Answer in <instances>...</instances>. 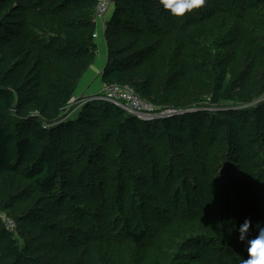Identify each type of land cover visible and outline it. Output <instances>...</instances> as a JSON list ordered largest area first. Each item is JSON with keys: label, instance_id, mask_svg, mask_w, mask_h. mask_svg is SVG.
Listing matches in <instances>:
<instances>
[{"label": "trees", "instance_id": "trees-1", "mask_svg": "<svg viewBox=\"0 0 264 264\" xmlns=\"http://www.w3.org/2000/svg\"><path fill=\"white\" fill-rule=\"evenodd\" d=\"M9 1L0 0V213L15 230L0 219V264H203L198 251L207 247L214 264L247 259L235 229L245 218L263 220L264 207H249V183L232 169L249 159L252 183L264 197V162L250 147L237 152L230 127L253 131L264 157L255 119L261 114L228 108L215 120L199 104L205 96L220 106L263 95L264 64L254 63L246 91L236 90L238 81L225 80L208 51L177 38V23L180 30L211 26L212 10L173 17L159 0H111L103 85L128 87L157 109L182 112L145 121L91 98L76 121L58 124L98 50L96 0H15L7 7ZM234 6L264 43V0H229L225 17H235ZM99 107L110 119L93 142L82 124L89 108ZM106 146L117 156L101 164ZM77 172L83 180L72 179ZM73 184L82 192L70 190ZM92 188L99 198L87 197ZM104 219L111 241L101 232ZM106 241L124 247L112 250Z\"/></svg>", "mask_w": 264, "mask_h": 264}, {"label": "rangeland", "instance_id": "rangeland-1", "mask_svg": "<svg viewBox=\"0 0 264 264\" xmlns=\"http://www.w3.org/2000/svg\"><path fill=\"white\" fill-rule=\"evenodd\" d=\"M227 1L229 0H215L214 2L206 0L204 6H202L201 8L206 9L208 11L210 10L213 11V15H214L212 18L213 24L211 26H201L196 28H192L191 26L188 28L186 24V25H182L184 29L180 30L179 23H177L176 29H178L177 34L179 35L177 36V38L178 40L184 39L186 41L187 46H190L191 43L193 45L198 44L204 51L206 52L208 51L213 56V58L217 60L221 66H223L224 79L225 80L236 79L238 81V84L235 86L236 90L242 89L243 91H246L250 72L257 68V67L256 68L253 67L255 66L254 63L260 61V63L264 64V48H262L264 47V43H262L261 40L257 39V36H259L258 31L255 28L254 23L247 18L242 7L234 6V8L236 9L234 18L225 17V14H227V10H225ZM15 4H16L15 0L9 1L7 7ZM112 6L113 3H109V9L105 13L107 15L103 18L102 23L100 24L98 23L97 25L98 31L96 32L97 34L95 37L93 36L95 41L98 42L99 44L98 46L99 48L95 54V58L92 64L87 68L86 72L79 80L80 87L78 90L76 89L73 99L62 111V114L57 122L58 124L77 119L79 113L83 111V109H85L86 106L88 105V100H91V98H97L104 91V85L102 83L99 70L102 68L103 64L105 65L107 58L108 45H106V40H105V32H106L105 22L111 12ZM151 14L155 15V12L152 11ZM195 19H197V17L193 16V20ZM203 20L201 21L204 22ZM182 22L188 23L184 21ZM174 40H175L174 43H176L177 40L176 39ZM215 42H217L216 46L214 45ZM256 48L259 50L258 52L256 51ZM247 49H251L252 52L247 51ZM246 53H248V55H246ZM241 62H243V64ZM178 66H179L178 64L173 65L175 69H177ZM86 79L88 81H85ZM243 96H246L243 98H247V101L238 102V103L236 102L222 103V105L220 106L211 105L208 101L209 97L205 96L204 100L201 101L199 105L201 106L200 108L205 109L210 113H212L213 115H215L214 117L215 120L219 119V116H222L220 113H218V111L221 110L232 108V109H243L245 112H250V110L254 108L257 112H260L261 114L259 117L255 118L257 120L256 122L258 126L256 128H258L261 131H264V94L259 97H255L251 100H248L247 94H243ZM89 109L90 111L93 112H90L88 110L87 117L89 120L87 121L88 123L82 124L83 125L82 131H84V133L88 136V139L90 141L93 140V142H96L98 141L95 138L96 132L99 127L105 125L106 122L110 119V114L102 113V107L93 108L95 110H91V108ZM174 110L176 114L179 111L177 109ZM162 111L164 110L158 112H162ZM171 112H167V113H171ZM150 120H146V121H150ZM241 128L242 127H230V131L234 135V137L231 138V141H234L240 145L239 146L237 144H232V146H234L237 149V152L240 150V148L241 149L243 148V150H245L246 148L250 147L248 148L249 152L251 151L253 155H257L258 153V159L264 162L262 151L258 147L257 143L253 140L254 139L253 131H249V129L247 128L241 130ZM60 134L64 138V144L67 145L68 147H72L71 141L68 140L66 133L60 132ZM251 147H254V150ZM246 155L248 154L246 153ZM99 156H100V163L105 164L108 161L107 159H109V157L110 160H112L117 156V150L114 148V146L112 147L106 146L103 149V151L100 152ZM236 160H238V158H235L233 163H235ZM248 163H249V159L245 162L244 160H240L238 164L242 165L243 167L242 170L235 168L232 169V171L235 175L242 177V179L246 180L249 183V185L246 186V193L248 194L247 197L249 198V202L247 203H249L250 205L249 207L251 208L254 206L264 207L263 192L260 191L258 184L256 185V187L255 185H253L252 183L253 173H251V165H248ZM83 164H84V160L78 164L77 163L73 164V166L77 167L78 165H83ZM263 166L264 164H262V167ZM221 170L222 168L218 169L217 175L220 174ZM91 171H94V168H92ZM78 177H81V179L83 180V176L78 175V172L74 174L72 179L76 180L78 179ZM86 183H89V186H91L92 184V182H88V181ZM261 186H264V182ZM67 190H69V188H67ZM70 190L77 191L78 193L82 192L78 190L74 184L70 188ZM85 192L87 194V197L88 195L93 196L95 194L99 198L100 195L95 191L94 188L89 189ZM251 198L252 200L250 201ZM89 209L92 213H95L96 211L95 208L91 206H89ZM103 221L104 222L101 224L102 227L101 232L107 233L106 239H109V241H111L114 235L111 234L110 231V227L112 228V226L109 225L108 223L110 219H106V220L104 219ZM257 221L259 220L257 219L255 222H253V226L256 224ZM261 221H264V218ZM107 224H108V230L106 227ZM254 235H255V229L253 227L252 232H250V237ZM71 239L75 240V238H71ZM76 239H78L80 243H84L87 241V239L82 236ZM106 243L108 244L110 249L114 250L116 249V245L120 246L122 242L117 244V243H109L108 241H106ZM123 247L124 245H121L119 249ZM76 251H78V253L80 254L81 251L80 246L77 248ZM212 252H214V250L211 247H207L205 249L199 248L198 254L202 257L200 263L214 264V261L213 260L211 261Z\"/></svg>", "mask_w": 264, "mask_h": 264}, {"label": "built area", "instance_id": "built-area-1", "mask_svg": "<svg viewBox=\"0 0 264 264\" xmlns=\"http://www.w3.org/2000/svg\"><path fill=\"white\" fill-rule=\"evenodd\" d=\"M109 3H113L111 0H96L95 4V20L100 24L105 14L109 9ZM97 33L93 34L95 37ZM99 100H104L113 105H116L124 111L134 114L141 120H150L161 117L170 116L175 113L172 108L157 109L149 101L140 98L135 92L125 86L118 84H109L104 86V91L97 97ZM164 110L162 112H158ZM172 111V112H171ZM171 112V113H167ZM182 111H178L181 113ZM177 113V114H178ZM0 219L4 224V227L9 231H14V221L10 219L6 214L0 213Z\"/></svg>", "mask_w": 264, "mask_h": 264}, {"label": "clouds", "instance_id": "clouds-1", "mask_svg": "<svg viewBox=\"0 0 264 264\" xmlns=\"http://www.w3.org/2000/svg\"><path fill=\"white\" fill-rule=\"evenodd\" d=\"M206 0H159L163 10L173 17H184L204 6ZM253 227L255 235L250 237ZM235 231L238 239L246 245L247 259H242L241 264H264V221H257L253 226L251 219L245 218Z\"/></svg>", "mask_w": 264, "mask_h": 264}, {"label": "crops", "instance_id": "crops-1", "mask_svg": "<svg viewBox=\"0 0 264 264\" xmlns=\"http://www.w3.org/2000/svg\"><path fill=\"white\" fill-rule=\"evenodd\" d=\"M98 43V42H97ZM98 46H99V44H98ZM99 48V47H98ZM102 49V48H101ZM101 52H102V50H101ZM98 57V56H97ZM93 66H94V64H93ZM104 67V64H103V66H102V68ZM102 68L99 70V72L101 73V71H102ZM85 81H88L87 79L85 80ZM78 87H77V90L79 89V87H80V84L78 83ZM89 91H90V88H89Z\"/></svg>", "mask_w": 264, "mask_h": 264}, {"label": "water", "instance_id": "water-1", "mask_svg": "<svg viewBox=\"0 0 264 264\" xmlns=\"http://www.w3.org/2000/svg\"><path fill=\"white\" fill-rule=\"evenodd\" d=\"M110 15V14H109ZM109 18V16L107 17V19Z\"/></svg>", "mask_w": 264, "mask_h": 264}, {"label": "bare ground", "instance_id": "bare-ground-1", "mask_svg": "<svg viewBox=\"0 0 264 264\" xmlns=\"http://www.w3.org/2000/svg\"><path fill=\"white\" fill-rule=\"evenodd\" d=\"M104 101V100H103Z\"/></svg>", "mask_w": 264, "mask_h": 264}]
</instances>
